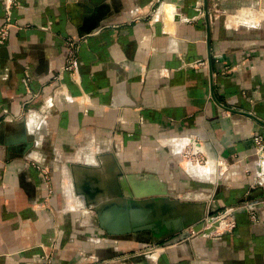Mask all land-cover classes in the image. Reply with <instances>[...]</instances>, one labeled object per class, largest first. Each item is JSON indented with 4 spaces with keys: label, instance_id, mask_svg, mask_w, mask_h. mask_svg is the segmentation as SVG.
I'll return each mask as SVG.
<instances>
[{
    "label": "crops",
    "instance_id": "obj_1",
    "mask_svg": "<svg viewBox=\"0 0 264 264\" xmlns=\"http://www.w3.org/2000/svg\"><path fill=\"white\" fill-rule=\"evenodd\" d=\"M7 18L0 264H41L52 247V264H264V185L251 187L252 136L264 127L230 111L264 122V0H0V27ZM67 39L77 40L69 72ZM184 138L224 159V174L184 167L172 146ZM105 153L135 191L160 188L212 212L250 204L260 222L237 211L233 231L171 246L108 236L73 195L70 170ZM31 162L48 167L52 193Z\"/></svg>",
    "mask_w": 264,
    "mask_h": 264
},
{
    "label": "water",
    "instance_id": "obj_2",
    "mask_svg": "<svg viewBox=\"0 0 264 264\" xmlns=\"http://www.w3.org/2000/svg\"><path fill=\"white\" fill-rule=\"evenodd\" d=\"M208 64L211 77L210 58ZM230 111L245 115L264 127V122L249 113ZM98 161V166L70 164L71 187L73 195L92 213L94 224L106 235H131L141 242L154 241L171 246L201 230L200 222L207 209L205 201L175 199L157 186L158 190L152 193L136 195L111 153L99 155ZM142 264L147 263L143 260Z\"/></svg>",
    "mask_w": 264,
    "mask_h": 264
},
{
    "label": "built area",
    "instance_id": "obj_3",
    "mask_svg": "<svg viewBox=\"0 0 264 264\" xmlns=\"http://www.w3.org/2000/svg\"><path fill=\"white\" fill-rule=\"evenodd\" d=\"M252 14L253 11H248L241 14L243 15L241 17L243 20L252 19ZM220 16L221 11L217 6H215L213 18L217 19ZM10 27L11 24L9 23V18H7L5 20V24L0 27V45H2L7 40ZM76 42L77 40L75 39H67V58L65 65L61 69L62 71L69 72L74 71L77 68ZM224 72H227V70ZM252 142L254 145L253 155L257 160L259 168L258 172L256 173L255 180L251 184V187H255L264 185V137L260 134H255L252 136ZM195 144L196 143H194V140L190 138H184L180 141L172 143V146L174 149H176V152L183 159V161H185L184 167L186 165L195 166L198 170L197 174L207 168L206 172L208 170H212L216 178L223 175L228 167V163L224 159L209 160L203 157ZM31 165L38 171L44 188L48 189V193H52L53 190L50 189L51 175L48 167L39 165L37 162H31ZM237 211H245L248 214L251 223L253 224L260 222L261 216L258 214V211L253 208V205L246 204L238 207H226L212 212L210 211L209 205L207 204L205 216L200 222L201 230L197 233L220 235L224 232L233 231L236 228V221L234 217ZM147 250H149V248L144 249V253H147ZM53 251H55V247L43 251V254L40 257V263L52 264L54 257Z\"/></svg>",
    "mask_w": 264,
    "mask_h": 264
},
{
    "label": "rangeland",
    "instance_id": "obj_4",
    "mask_svg": "<svg viewBox=\"0 0 264 264\" xmlns=\"http://www.w3.org/2000/svg\"><path fill=\"white\" fill-rule=\"evenodd\" d=\"M253 15V14H252ZM94 160V158L92 157V154H90V157H88V159H86V161L87 162H92ZM63 163H64V161H63ZM64 165H65V163H64ZM65 168H66V165H65ZM68 175H69V173H68ZM212 182L213 183H215L216 182V179L215 180H212ZM213 186V185H212ZM205 187V186H204ZM206 188L208 189V185L206 186ZM212 189H213V187H212ZM68 190V192L70 193V195H71V192H70V187H69V178H68V183H67V185H66V191ZM214 190V189H213ZM207 194H205L203 197H201L202 199H204V197L206 196ZM71 197V196H70ZM202 199H199V200H202ZM91 215H92V213L89 211V212H87V214H86V217H87V219H89V221L91 220V222H93V224H94V220H93V218L91 217ZM132 237H134L135 238V236H132ZM126 238H129L128 236L126 237ZM151 242V241H150ZM142 252H143V250H142Z\"/></svg>",
    "mask_w": 264,
    "mask_h": 264
},
{
    "label": "bare ground",
    "instance_id": "obj_5",
    "mask_svg": "<svg viewBox=\"0 0 264 264\" xmlns=\"http://www.w3.org/2000/svg\"><path fill=\"white\" fill-rule=\"evenodd\" d=\"M240 16H243V15H240ZM71 189H72V187H71ZM145 193H147V191L144 190V189H137V190H136V195H142V194H145ZM79 205H80L81 207H83L82 204H81V202H79ZM84 208H85V207H84Z\"/></svg>",
    "mask_w": 264,
    "mask_h": 264
}]
</instances>
